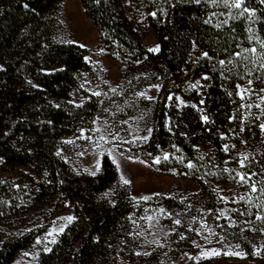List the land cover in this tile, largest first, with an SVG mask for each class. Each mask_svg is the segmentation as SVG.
<instances>
[{
  "label": "trees",
  "instance_id": "1",
  "mask_svg": "<svg viewBox=\"0 0 264 264\" xmlns=\"http://www.w3.org/2000/svg\"><path fill=\"white\" fill-rule=\"evenodd\" d=\"M62 2L0 0V161L33 174L29 190L0 181V226L19 210L35 212L50 194L62 196L75 219L38 264H111L131 211L127 193L113 204L100 199L117 185L116 167L103 156L96 176H76L57 155L81 112L93 110L67 104L88 65L85 49L58 38ZM129 2L152 14L156 54L141 43L123 0H81L106 57L125 65L149 61L166 81L143 158L159 159L161 170L215 196V185L237 179L226 162L236 85L264 77V2L243 0L240 8L230 6L234 0ZM42 231L33 226L7 239L0 264H11ZM256 264H264V249Z\"/></svg>",
  "mask_w": 264,
  "mask_h": 264
},
{
  "label": "rangeland",
  "instance_id": "2",
  "mask_svg": "<svg viewBox=\"0 0 264 264\" xmlns=\"http://www.w3.org/2000/svg\"><path fill=\"white\" fill-rule=\"evenodd\" d=\"M123 2L130 8L129 0ZM128 12L141 43L156 54L159 44L152 14L133 8ZM60 24L59 40L85 49L88 65L67 104L79 108L89 103L93 110L81 112L57 155L71 174L92 177L100 172L102 157L108 156L118 172V182L100 199L113 204L119 196L126 200L127 193L131 209L125 237L109 262L256 264L264 249V77L236 85L226 159L236 181L215 185V196H203L189 177L161 170L157 158H143L155 123L156 102L166 91V81L158 70L146 60L125 65L106 57L81 0H63ZM32 177L31 169H12L0 161V181L29 190ZM33 207L35 212L19 210V217L0 226V249L7 239L29 227L43 229L11 264H38L75 219L72 206L62 196L50 194ZM69 216L73 217L70 223ZM214 251L219 255L212 254Z\"/></svg>",
  "mask_w": 264,
  "mask_h": 264
},
{
  "label": "snow or ice",
  "instance_id": "3",
  "mask_svg": "<svg viewBox=\"0 0 264 264\" xmlns=\"http://www.w3.org/2000/svg\"><path fill=\"white\" fill-rule=\"evenodd\" d=\"M224 2L226 4V6H229L228 5V0H224ZM262 2H264V0H262ZM242 3H243V0H234V3L232 5H230V6L235 7V8H240L242 6ZM244 11H248V9L245 8ZM261 47H264V43L261 44ZM156 50H158V49H156ZM252 51L254 52L255 49H252ZM94 94L95 95H99V93H94ZM101 139H104V137H101ZM165 159H167V157H165ZM155 162L156 163H159V160H157ZM189 167H191V165H189ZM122 179H123V177H122ZM241 179L243 180L244 177H241ZM123 182L125 184H128L129 183V181L127 179H124ZM66 219L70 223L72 221L73 217L69 216ZM176 223H179V221H177ZM61 231H63V229H61ZM50 235H51V233H50ZM52 242L54 243L55 241L53 240ZM212 254L219 255V253L218 252H215V251ZM225 254L226 255H232V254L241 255L240 253H225Z\"/></svg>",
  "mask_w": 264,
  "mask_h": 264
}]
</instances>
